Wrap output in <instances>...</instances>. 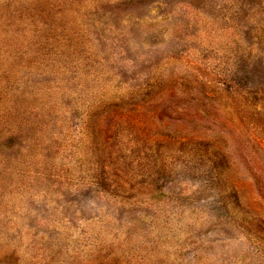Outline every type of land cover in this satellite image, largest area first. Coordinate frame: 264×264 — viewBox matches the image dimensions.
Returning <instances> with one entry per match:
<instances>
[{
  "label": "rangeland",
  "instance_id": "obj_1",
  "mask_svg": "<svg viewBox=\"0 0 264 264\" xmlns=\"http://www.w3.org/2000/svg\"><path fill=\"white\" fill-rule=\"evenodd\" d=\"M260 90L264 0H0V264H264Z\"/></svg>",
  "mask_w": 264,
  "mask_h": 264
},
{
  "label": "trees",
  "instance_id": "obj_2",
  "mask_svg": "<svg viewBox=\"0 0 264 264\" xmlns=\"http://www.w3.org/2000/svg\"><path fill=\"white\" fill-rule=\"evenodd\" d=\"M234 92V93H233ZM232 94H230L229 99L234 104V110L236 114H238V117L241 121V123L246 124L248 130L250 133L254 130H264V123L262 120H264V92L262 90L259 91V95H262L260 99L262 102L257 107L254 104H252V101L249 99V95L247 93L243 92H236L233 91ZM256 98V94H253ZM255 137V136H254ZM258 140H264L262 137H255V139Z\"/></svg>",
  "mask_w": 264,
  "mask_h": 264
}]
</instances>
